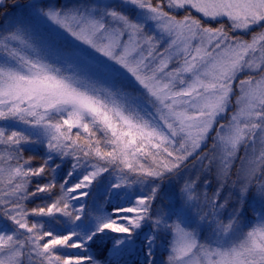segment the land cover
Listing matches in <instances>:
<instances>
[{"label": "snow or ice", "instance_id": "6c2138e0", "mask_svg": "<svg viewBox=\"0 0 264 264\" xmlns=\"http://www.w3.org/2000/svg\"><path fill=\"white\" fill-rule=\"evenodd\" d=\"M0 264H264V0H0Z\"/></svg>", "mask_w": 264, "mask_h": 264}]
</instances>
